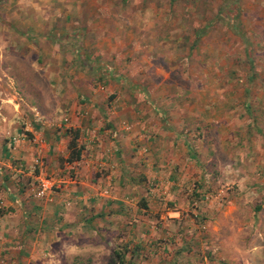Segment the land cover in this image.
<instances>
[{"label": "crops", "instance_id": "0c3cea01", "mask_svg": "<svg viewBox=\"0 0 264 264\" xmlns=\"http://www.w3.org/2000/svg\"><path fill=\"white\" fill-rule=\"evenodd\" d=\"M55 13L63 12L54 9V18ZM32 30L42 34L38 43L26 37L0 43L5 264H68L61 260L67 253L73 264H108L118 246L128 249L135 264H264L254 262L264 259V203H248L257 190L264 195V176L249 174L236 156L225 164L200 155V139L196 145L179 119L164 120L167 107L147 103L119 77L64 71V49L54 37L76 35L72 26ZM52 59L56 68L48 73ZM34 67H40L39 75ZM31 72L38 77L30 79ZM74 137L79 160L70 157ZM46 177L53 183L51 202L33 194ZM212 183L236 184L240 193L226 194L222 204L209 202L207 209L202 205L216 191L208 189ZM195 195L198 217L191 203ZM140 201L146 209L139 210ZM245 209L252 211L249 217Z\"/></svg>", "mask_w": 264, "mask_h": 264}, {"label": "rangeland", "instance_id": "374dc122", "mask_svg": "<svg viewBox=\"0 0 264 264\" xmlns=\"http://www.w3.org/2000/svg\"><path fill=\"white\" fill-rule=\"evenodd\" d=\"M58 8L63 13L54 18L52 11ZM45 14L50 17L42 19ZM50 24L72 26L77 33L54 37L64 49V71L88 77L105 71L119 77L126 89H139L147 103L167 107L164 120L179 119L196 145L200 139V155L224 163L236 156L242 169L262 179L264 0H0V43L12 37L38 43L42 34L33 27ZM51 61L48 73L56 68ZM66 61L73 65L65 67ZM39 68L34 67L37 75ZM28 77L38 76L31 72ZM36 85L42 89L43 83L37 79ZM208 187L216 191L207 194L205 207L240 193L236 184ZM258 192L252 193L255 201L248 198L249 204L264 203ZM192 199L198 217L200 200L196 195ZM129 201L127 213L133 218ZM141 203L139 210H144ZM248 213L252 211L243 212L245 217ZM61 260L74 262L70 253ZM0 264H5L2 258Z\"/></svg>", "mask_w": 264, "mask_h": 264}, {"label": "trees", "instance_id": "16d2710c", "mask_svg": "<svg viewBox=\"0 0 264 264\" xmlns=\"http://www.w3.org/2000/svg\"><path fill=\"white\" fill-rule=\"evenodd\" d=\"M70 157L72 160H79L80 158V148L76 147V137L72 139L69 145ZM144 204V202H142ZM141 203V204H142ZM141 205L143 209H146L145 205ZM129 251L126 247L118 246L113 250L108 264H135L131 257H128Z\"/></svg>", "mask_w": 264, "mask_h": 264}, {"label": "built area", "instance_id": "2783aa9c", "mask_svg": "<svg viewBox=\"0 0 264 264\" xmlns=\"http://www.w3.org/2000/svg\"><path fill=\"white\" fill-rule=\"evenodd\" d=\"M35 197L43 199L46 202H51L53 200V183L50 179L42 180L37 189L34 190Z\"/></svg>", "mask_w": 264, "mask_h": 264}]
</instances>
